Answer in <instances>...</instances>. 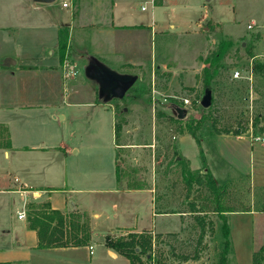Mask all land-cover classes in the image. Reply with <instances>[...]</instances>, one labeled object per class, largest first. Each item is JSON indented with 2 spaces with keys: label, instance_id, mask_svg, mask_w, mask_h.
I'll use <instances>...</instances> for the list:
<instances>
[{
  "label": "crops",
  "instance_id": "0c3cea01",
  "mask_svg": "<svg viewBox=\"0 0 264 264\" xmlns=\"http://www.w3.org/2000/svg\"><path fill=\"white\" fill-rule=\"evenodd\" d=\"M64 1L69 5L64 6ZM77 1L63 0L65 9L57 10L52 5L54 1L0 0V139L11 142L10 146H0V262L130 264L126 256L108 247L105 239L103 249L95 253L93 234L102 220L110 223L108 234L111 235L144 230L153 234L169 232L154 226L153 218L151 225L143 226V217L137 211V195L142 198L143 192H150L151 216L167 213L157 211L151 188L125 184L124 178L118 175V167L123 162L117 152L115 166L109 168L98 158L83 167L78 156L72 157L67 140L71 139L70 131L64 125L68 111L59 109L62 104L66 108L91 107L92 139L107 135L115 148L116 115L112 98L108 97L107 90L98 89L97 78L83 81L78 72L68 79L64 77L58 42L59 29L68 27L67 58L74 44L72 40L80 32L79 43L75 44L80 53L76 52L73 58L85 74L94 60L98 69L114 73L132 65H143L142 51L136 42L158 29L156 18L164 19L161 29L169 25L180 31L187 30L184 20L177 16L178 0H142L141 8H137V0ZM221 1L207 0L208 4L202 5L203 10L196 19L198 25L209 20L223 24L211 4ZM232 1H227V11L234 13L236 5ZM151 3V11L146 16ZM246 6L253 5L248 0ZM180 9L184 18L189 17V6ZM250 24L258 27L256 55H264V0L253 10ZM39 32L43 34V41L39 40ZM41 45L49 48V52H40ZM190 79L188 76L185 82L189 83ZM80 86L89 98H76L81 92ZM254 136L246 132L216 133L207 147L203 139L207 165L218 184L228 183L235 176H247L253 194L259 188L264 190V142ZM191 140L195 141L189 133L180 135L181 154L189 161L191 170L206 171L199 147L197 155H190L184 146ZM30 202H49L52 209L87 213L93 253L89 251L90 244L39 248L37 231L28 226L27 217L18 215ZM263 205L228 212L231 264H253L254 253L264 245Z\"/></svg>",
  "mask_w": 264,
  "mask_h": 264
},
{
  "label": "rangeland",
  "instance_id": "374dc122",
  "mask_svg": "<svg viewBox=\"0 0 264 264\" xmlns=\"http://www.w3.org/2000/svg\"><path fill=\"white\" fill-rule=\"evenodd\" d=\"M227 1L211 3L217 9L215 16L223 24L209 20L198 25L196 19H199L202 5L207 0H178L177 16L184 20L187 30L180 31L178 27L169 25L161 29L160 24L164 19L156 18L158 29L142 40L138 38L136 45L140 47L142 60L146 64L132 65L116 73L134 77L133 86L140 90L130 87L124 97H118L106 88L114 105L115 122L122 126L116 139V148L111 145L112 139H108L107 135L102 139H92L89 128L93 116L91 107L66 108L62 104L59 108L68 111H65L67 120L64 125L70 131L71 139L67 140L69 149L72 148V157L78 156L83 167L98 158L104 162L105 168H109L115 166L117 152V157L123 162L118 167V175L124 178L125 184L151 188L157 200V211L167 213L151 216L150 192H143L142 198L136 196L137 211L143 217V226L151 225L153 218L154 226L169 229V232L152 233L149 250L152 258L146 260V256H143L147 264H231L232 261L230 250L224 251L222 220L215 210L217 197L207 185L205 170L200 172L205 184L195 182L190 189L183 176L185 164L178 160V155L182 153L179 148L181 127L193 119L205 117L198 134L201 144L204 139L206 147L217 129L264 135V68L256 67V63L264 64V55L257 56L255 52L258 27L248 26L260 0H249L252 7L246 6L248 0H233V5H236L234 13L227 11ZM62 2L55 0L52 3L54 9L63 7ZM142 2L136 1L137 8H141ZM151 5L144 15H149ZM184 6L191 8L189 17L186 15L184 18L180 9ZM76 11L78 13V8ZM41 33L39 40L43 41ZM80 37L78 32L67 56L76 72L72 75L78 72L83 81H87V78L96 80L95 76L102 73L99 69L93 70V76H89L82 72L81 65L77 68L75 64L73 57L76 52L80 53L75 44L79 43ZM224 40L233 41V45L219 63L218 73L211 84V103L204 107L201 102L207 88L203 83V68ZM44 47L41 45L40 52H49V48ZM46 55L49 56L48 53ZM236 70L241 72V77L233 76ZM188 76L191 77L189 83L185 82ZM100 84L98 81V89ZM185 97L190 99V104H185ZM76 98L87 99L89 96L82 88ZM173 104L183 106L187 115L179 116ZM184 146L190 155L198 154L195 141L191 140ZM76 149L79 153H76ZM222 184H226L227 188L221 192V202L228 207L243 210L261 208L264 204V190L259 188L253 194L247 176H235ZM194 209L202 211L195 212ZM198 215H204L205 218L204 234ZM106 221L102 220L95 228V253L103 249L102 242L110 232L111 225ZM120 235L113 234L114 237ZM185 257H189L188 260Z\"/></svg>",
  "mask_w": 264,
  "mask_h": 264
},
{
  "label": "trees",
  "instance_id": "16d2710c",
  "mask_svg": "<svg viewBox=\"0 0 264 264\" xmlns=\"http://www.w3.org/2000/svg\"><path fill=\"white\" fill-rule=\"evenodd\" d=\"M259 37V34H258ZM69 45V28L61 27L59 29V42L58 52L60 61L63 63L68 52ZM233 45V41L224 40L219 45L218 49L214 51L211 59L207 61L208 65L203 68V83L206 88H211L212 81L219 70V63L224 57L225 53L230 46ZM254 56V54H251ZM257 68H264L263 63H256ZM135 86H132L133 88ZM139 89L135 87L134 90ZM140 90V89H139ZM175 100V99H174ZM174 109L178 106L173 104ZM205 117L200 119H193L189 121L185 127H181L180 133L185 134L188 132L196 141L199 147L200 157L203 163V168L206 169L205 177L208 187L217 197V208L216 212L219 214L222 220V229L225 237V249L228 252L231 249L230 239V227L228 224V212L235 209L228 207L221 202V192L226 189V184H218L209 169L205 157V153L201 144V139L198 134V130L201 129ZM122 129L120 124H116V134ZM217 133H233L242 134L243 131L232 132L230 129L218 130ZM10 146L11 142L8 139H0V146ZM178 160L185 164L183 168V176L186 181L188 188H192L196 182L199 185H203L204 178L201 175V171H193L190 168L189 161L182 155H178ZM27 219L28 226L37 231L38 234V247L39 248H51V247H62V246H79L88 245L91 240V227L90 219L88 214L80 211H61L52 209L49 202H30L28 203ZM264 209V205L262 206ZM244 210H250L246 208ZM195 212L202 211L201 209H194ZM197 218L202 227V234L206 232V223L204 222V215H198ZM152 243V233L144 230L142 232H128L126 235H120L114 237L108 234L105 238V244L123 254L130 260V264H147L143 256H146V260H151L150 253ZM189 257H185L188 260ZM264 260V245L254 253L253 264H263ZM0 264H12L10 262H0Z\"/></svg>",
  "mask_w": 264,
  "mask_h": 264
},
{
  "label": "water",
  "instance_id": "95a60500",
  "mask_svg": "<svg viewBox=\"0 0 264 264\" xmlns=\"http://www.w3.org/2000/svg\"><path fill=\"white\" fill-rule=\"evenodd\" d=\"M39 2H46L50 3L55 0H36ZM95 63H91L90 66L87 69V73L89 76H93V70L98 69L97 68V61L94 60ZM100 70V69H99ZM102 73L100 76H95L98 78V81L101 83L100 84V91L107 90L106 88L111 89L112 95L113 96H118V97H124L126 92L132 87L135 83V78L134 77H125L121 76L118 73H114L112 71H108L106 69H101L100 70ZM96 73V71H95ZM106 77V78H105ZM107 86V87H105ZM108 97L109 94H107ZM211 98H212V90L211 88L206 89L205 96L202 99V105L204 107H208L211 103ZM178 111V115L181 117H184L187 115V110L184 107H178L176 108Z\"/></svg>",
  "mask_w": 264,
  "mask_h": 264
},
{
  "label": "built area",
  "instance_id": "2783aa9c",
  "mask_svg": "<svg viewBox=\"0 0 264 264\" xmlns=\"http://www.w3.org/2000/svg\"><path fill=\"white\" fill-rule=\"evenodd\" d=\"M152 2H154V0H152ZM63 5L64 6H68L69 5V2L68 1H64L63 2ZM145 8V7H144ZM249 27H252V25H250ZM63 66H64V77L66 79H68L72 74L76 73L74 70H73V66L71 67V63L69 62L68 58H65L64 59V63H63ZM235 78H239L241 77V72L239 70H236L234 75H233ZM184 102L186 105L190 104V99L189 98H183ZM254 138L256 140H260V141H263L264 142V135H256L254 136ZM19 217L20 218H26L27 217V206L22 209L21 211H19ZM89 251L90 253H93V250H94V247L92 244H90L89 246Z\"/></svg>",
  "mask_w": 264,
  "mask_h": 264
},
{
  "label": "flooded vegetation",
  "instance_id": "af4514ba",
  "mask_svg": "<svg viewBox=\"0 0 264 264\" xmlns=\"http://www.w3.org/2000/svg\"><path fill=\"white\" fill-rule=\"evenodd\" d=\"M106 78V77H105Z\"/></svg>",
  "mask_w": 264,
  "mask_h": 264
}]
</instances>
